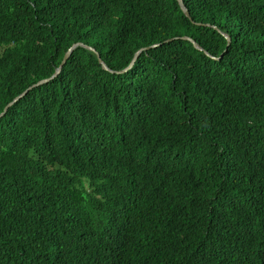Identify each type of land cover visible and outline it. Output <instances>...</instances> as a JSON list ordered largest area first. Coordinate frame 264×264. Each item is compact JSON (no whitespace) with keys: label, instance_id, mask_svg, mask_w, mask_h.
<instances>
[{"label":"trees","instance_id":"obj_1","mask_svg":"<svg viewBox=\"0 0 264 264\" xmlns=\"http://www.w3.org/2000/svg\"><path fill=\"white\" fill-rule=\"evenodd\" d=\"M183 4L0 0V113L108 68L0 116V264H264V0Z\"/></svg>","mask_w":264,"mask_h":264},{"label":"water","instance_id":"obj_2","mask_svg":"<svg viewBox=\"0 0 264 264\" xmlns=\"http://www.w3.org/2000/svg\"><path fill=\"white\" fill-rule=\"evenodd\" d=\"M177 1H178V4H179L181 10L184 12V14H185L186 16H189V12L187 11L186 7L184 6V4H183V0H177ZM183 39L189 40V41L193 44L194 47L200 49V47H199V46H198V45H197V44H196L191 38L184 36ZM226 39H227V42L229 43V37L226 36ZM77 46H84V47L88 48L89 50L95 52V54H96V56H97V58H98V61H99V63L101 64V66L103 67V69L108 70V68L106 67V65L104 64V62L101 60L99 54L95 51V49H93V48L90 47V46L84 45V44H82V43H75V44H73V45L67 50V52H66L65 55L63 56V59H62L60 65H59L58 68L56 69V72H55L50 78H46V79L39 80V81L36 82L35 84H33V85H31L30 87H28V88H27L25 91H23L20 95L16 96L11 102H9V103L4 107L2 113H0V116L3 115V114L5 113V111L8 109V107H10L13 103H15V102H16L17 100H19L20 98H22V97H23V96H24L29 90H31L32 88H34V87H36V86H38V85H40V84H42V83L47 82L49 79H51L52 77H54L55 75H57V74L61 71V69H62V67L64 66V64L66 63V61H67L68 57L70 56V54L72 53L73 49L76 48ZM155 46H157V45H153V46H151V47H155ZM148 48H149V47H148ZM148 48L146 47V48H141V49H139V50L134 54V57H133V59H132L130 65H129V67L132 65V63H133L134 60L137 58V56L139 55V53H140L141 51L145 50V49H148ZM221 56H222V54H221Z\"/></svg>","mask_w":264,"mask_h":264}]
</instances>
